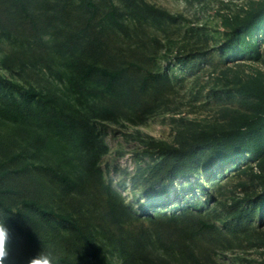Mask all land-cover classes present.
<instances>
[{
  "label": "rangeland",
  "instance_id": "rangeland-1",
  "mask_svg": "<svg viewBox=\"0 0 264 264\" xmlns=\"http://www.w3.org/2000/svg\"><path fill=\"white\" fill-rule=\"evenodd\" d=\"M22 1L24 9L18 0H0V78L54 95L60 108L37 102L27 108L23 91L0 83V152L12 139L28 151L43 141L35 165L87 183L83 169L96 151H89L90 133L73 130L68 119L82 118L102 129L104 178L145 216L133 219L128 231L151 236L150 258L192 264L181 250L184 242L201 264H264V142L252 145L244 159L221 166L204 149L197 174L175 182L160 180L161 158L151 143L189 147L203 132L231 130L238 119L253 116L254 100L240 87L256 77L264 81V18L254 34L259 53L248 46L238 53L232 31L264 0ZM241 41L253 43L249 35ZM87 65L124 72L107 86L80 80ZM12 100L16 106L10 110ZM52 188L57 189L51 185L47 197L54 196ZM88 192L90 197L77 198L83 202L81 221L99 246L98 264H125L122 252L105 239V196ZM182 209L192 220L179 219L173 227L146 218L159 211L179 215ZM61 223L66 224L61 219L60 228Z\"/></svg>",
  "mask_w": 264,
  "mask_h": 264
},
{
  "label": "trees",
  "instance_id": "trees-1",
  "mask_svg": "<svg viewBox=\"0 0 264 264\" xmlns=\"http://www.w3.org/2000/svg\"><path fill=\"white\" fill-rule=\"evenodd\" d=\"M22 2L18 0L19 8L24 9ZM90 6L96 9V5L92 2ZM151 10L159 11L154 8ZM159 13L165 14L162 11ZM111 16L114 18L116 15L111 13ZM263 18L264 6L234 27L232 46L238 50V53H241L244 46L250 47L251 52L259 53L254 34L259 28V23L263 22ZM243 35L251 36L253 43L248 44L241 41ZM123 72L87 65L80 69L79 78L82 81L91 79L102 81L107 86H112ZM148 81L149 78L146 77L142 83L144 89ZM0 83L9 84L7 88L11 91L17 88L23 91L21 97L27 108L35 102L60 108V103L54 95L45 96L34 87L24 89L2 78H0ZM240 92L254 100L252 105L254 114L238 119L233 129L218 133L203 132L189 147H178L152 139L151 143L158 150L157 154L161 158L156 166L161 174V181L175 182L193 178L197 174L199 153L204 149H211L213 159L217 160L221 166V164L244 159L252 145L260 141L264 142L263 79L256 77L242 84ZM15 102L12 100V105L8 106V109L12 110L13 106H16V104L13 105ZM4 103H6L5 99L2 105ZM68 119L70 123H75L71 124L73 130L81 129L90 133L87 145L90 148L89 151H96L88 155L83 169L88 172L85 173L88 177L87 183L78 182L53 167L35 165L38 152L43 147V141L38 142L34 148L35 151H28L29 146H20L16 139H12L11 144H2L0 152V171H2L0 173V264H98L99 246L93 232L89 230V225L81 221L85 218L82 212L83 202L77 198L90 197L89 189L103 193L106 198L104 217L109 226L105 239L114 250L122 252L125 264H171L162 257H149L151 236L144 233L136 236L129 234L128 229L133 219L144 220L145 216L137 215L136 211L128 207L118 190L104 178L100 164L101 153L105 152L106 147L102 129L91 128L82 118L70 116ZM94 123L99 124L101 128H107L99 121ZM51 185H55L57 189L52 188L54 196L47 197L46 190H50ZM51 201L54 202V206L50 203ZM21 207L40 215L32 216L24 212ZM14 208L16 212L13 211ZM33 208L36 210L31 211ZM79 213H81L80 217H77ZM189 214V211L185 209H182L179 215L175 213L168 215L167 212L159 211L156 215L148 214L146 218L152 222L158 218L161 221L167 220L166 224L173 227L180 224L179 219L191 221ZM61 219L66 224L61 223L60 228L57 224L61 222ZM197 220L198 224H203L201 219ZM180 231L185 233L186 227H182ZM198 234L200 231L195 233V235ZM82 249L86 252L84 253ZM181 250H184V255L192 264H201L194 250L187 247L184 242L181 243ZM77 252L80 254L75 258Z\"/></svg>",
  "mask_w": 264,
  "mask_h": 264
}]
</instances>
